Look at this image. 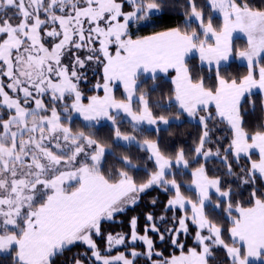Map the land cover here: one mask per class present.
Returning a JSON list of instances; mask_svg holds the SVG:
<instances>
[{"label": "snow or ice", "instance_id": "6c2138e0", "mask_svg": "<svg viewBox=\"0 0 264 264\" xmlns=\"http://www.w3.org/2000/svg\"><path fill=\"white\" fill-rule=\"evenodd\" d=\"M233 58L244 74L227 71ZM185 117L191 145L162 146ZM150 191L142 230L138 215L110 230ZM253 261L264 264V0H0V264Z\"/></svg>", "mask_w": 264, "mask_h": 264}, {"label": "trees", "instance_id": "16d2710c", "mask_svg": "<svg viewBox=\"0 0 264 264\" xmlns=\"http://www.w3.org/2000/svg\"><path fill=\"white\" fill-rule=\"evenodd\" d=\"M167 23V21H163L161 22L159 25L156 26V30H159L161 28H163L165 26V24ZM152 27H148V28H141L139 31H137L136 34L138 35H147L150 34L152 31ZM240 42L236 43V45H239ZM190 65L191 66H196L199 67V63L198 60L195 56H192L190 58ZM207 68H205L206 70ZM227 71L231 74V75H242L245 73L246 71V67L238 65L237 63H235L234 61H231L229 63V67L227 69ZM171 75L172 73L165 78L164 74H160V80L158 81L160 87L157 90L156 93H154V97L158 96L160 94L161 91H163L164 93H167L169 91V89L171 88ZM89 76L91 79H95L94 77L91 76V72H89ZM115 91H119L118 88L115 89ZM87 94H91V93H87ZM101 95V92H100ZM118 98V97H117ZM121 98V97H120ZM185 123L181 126H173L172 130L173 131H177V132H183L185 133L184 136H180L177 135L174 138H170L168 137L167 132H162L161 136H162V146L167 147L169 150H175L176 147L180 146L181 143H183L184 145L190 146L192 143V138L197 134V124L196 122H191L188 123L187 122V118L185 117ZM250 123L252 124V126H255V121L254 119L250 121ZM191 134V135H188ZM211 167V166H210ZM139 175H143V173H140ZM158 192L157 191H150L148 194H146L143 198V200L140 202V205L138 207H136L135 210H129V212L126 215H121L118 217V221H123V223H115L113 225H111L110 230L112 231H126L127 230V219L133 215H138L139 218V227L142 230L143 226H144V219H143V212L145 210H147V206L149 201L152 199V197L157 196ZM160 195V199L163 200L164 196L163 194H159ZM157 212H159V208L156 209ZM125 225V226H124ZM101 243V246H103V242L99 241ZM189 246H191V240H189ZM173 251H176L178 254V250H173V249H167L165 251V255H170ZM222 257V251L219 254ZM254 264V263H253Z\"/></svg>", "mask_w": 264, "mask_h": 264}, {"label": "crops", "instance_id": "0c3cea01", "mask_svg": "<svg viewBox=\"0 0 264 264\" xmlns=\"http://www.w3.org/2000/svg\"><path fill=\"white\" fill-rule=\"evenodd\" d=\"M239 43V45H236V43ZM233 44H234V47L237 48V49H241L243 47L246 46V38L243 36V34L241 33H234V39H233ZM193 56H195L198 60V63H199V59H198V54H193ZM231 61H234L235 63H237L238 65H241V66H244V63L239 61V60H236L235 58H233ZM230 61V62H231ZM229 62V63H230ZM205 68H207V66L205 65L204 66ZM245 67V66H244ZM175 73L172 72V75H174Z\"/></svg>", "mask_w": 264, "mask_h": 264}, {"label": "rangeland", "instance_id": "374dc122", "mask_svg": "<svg viewBox=\"0 0 264 264\" xmlns=\"http://www.w3.org/2000/svg\"><path fill=\"white\" fill-rule=\"evenodd\" d=\"M116 88H118L119 89V91H115V89ZM122 87H120L119 85H116V86H114V95L116 96V97H118V98H120L121 97V94H122ZM101 95H103V92L101 91ZM107 131V129L105 128V129H101V133L103 134L104 132H106ZM186 194H191V193H187L186 192ZM119 222V221H118ZM120 223V222H119ZM127 223V222H126ZM125 226V225H124ZM253 263L254 264H257V262L256 261H253Z\"/></svg>", "mask_w": 264, "mask_h": 264}]
</instances>
